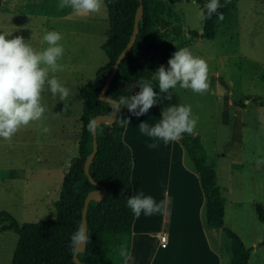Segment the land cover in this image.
Returning a JSON list of instances; mask_svg holds the SVG:
<instances>
[{"label": "rangeland", "instance_id": "374dc122", "mask_svg": "<svg viewBox=\"0 0 264 264\" xmlns=\"http://www.w3.org/2000/svg\"><path fill=\"white\" fill-rule=\"evenodd\" d=\"M17 1L22 8L10 13L12 1L1 0L0 33L10 34L8 39L22 36L38 51L47 47L41 43L46 31L61 33L59 43L64 54L58 63L63 70L55 75L70 90L64 101L44 91L41 103L47 110L42 119L21 127L10 141L0 138V210L22 224L55 216L54 202L62 175L77 154L81 127L79 90L92 82L97 68L107 62L100 46L108 22L105 6L98 14L77 17L69 8L59 10L58 0ZM200 3L201 0H173L171 9L176 16L167 17L166 29H182L181 37H175H180L181 48H188L207 62L209 89L197 94L177 87L176 93H182L193 115L199 118L196 128L202 130L199 137L208 155L214 151V141L219 150H225L226 133L231 131L234 139L241 140L242 135L246 152L254 150L264 156V0H230V11L222 20H216L215 40L197 39L188 33L201 31ZM227 99L234 103L227 105ZM245 99L248 101L243 103ZM44 127L49 129L47 133ZM258 158L246 156L245 169L233 173H248L247 188L253 189L255 201L264 210V165L256 167ZM242 209L248 220L244 231L247 247L256 246L250 264H264V220L259 222L254 208L250 212L246 203ZM222 239L228 241L224 234ZM16 240L14 231L0 230V264H9Z\"/></svg>", "mask_w": 264, "mask_h": 264}, {"label": "trees", "instance_id": "16d2710c", "mask_svg": "<svg viewBox=\"0 0 264 264\" xmlns=\"http://www.w3.org/2000/svg\"><path fill=\"white\" fill-rule=\"evenodd\" d=\"M173 0H141L142 14L138 20V31L134 42L118 62L115 73L105 90L111 99L130 96L139 91L133 88L137 80H149L158 92V84L153 80L154 71L160 66L167 67L172 45L169 38L177 37L180 28L167 31V17L172 14ZM207 0H201L200 9ZM139 0H104L108 28L100 48L107 62L98 67L92 82L85 83L79 90L81 124L77 141V154L71 160L60 182L58 198L54 202L55 216L37 222L19 224L7 211L0 210V230H12L17 235L9 264H77L72 258L70 236L81 228V209L88 191L95 189L83 171L85 157L91 150V133L87 128L96 114H110L111 102L98 98V93L117 54L127 42L132 31L133 18ZM225 4V0H220ZM223 15L230 6L218 10ZM218 16L202 19L201 31L189 30L195 38L212 40ZM179 30V32H178ZM174 31V32H173ZM174 34L173 37H170ZM133 88V89H132ZM171 99H162L163 109L170 105L183 104L174 90ZM166 94L161 93L164 97ZM119 118H125L124 108L113 122H98L96 128L97 149L89 161L88 171L94 182L105 187V193L98 199L91 198L86 210V233L89 241L77 251L79 261L85 264H122L119 249L127 247L130 226L134 215L126 206V196H130V166L132 155L122 140ZM102 129V131H100ZM185 151L198 174L205 200V222L210 229H220L228 239V264H250L249 249L239 236L222 222L223 198L215 180V172L205 162V154L197 135L183 134L180 138ZM123 190V194H122ZM258 220H263L260 205H256ZM1 222H4L1 224Z\"/></svg>", "mask_w": 264, "mask_h": 264}, {"label": "crops", "instance_id": "0c3cea01", "mask_svg": "<svg viewBox=\"0 0 264 264\" xmlns=\"http://www.w3.org/2000/svg\"><path fill=\"white\" fill-rule=\"evenodd\" d=\"M11 1L12 8L8 10L11 11L10 13H16L19 7L22 8L17 0ZM1 6L0 0V8ZM179 36L181 37V34ZM215 37L216 34L213 37L214 40ZM179 38H169L171 50L174 52L181 49L182 44ZM174 91L176 93L177 90ZM177 96L184 105H188L182 93ZM247 101L245 99L243 103ZM233 103L227 99V105L231 106ZM162 110V104L158 103L145 115L135 117L130 116L124 108L125 118L129 119V124L123 126L122 140L132 155L129 178L130 196L140 194L151 196L157 204L162 205L161 212L152 216H145L143 213L139 217L134 216L128 242V251L132 256L129 264H228V241L226 243L223 241V233L220 229H210L206 226L205 200L198 174L180 139L165 145L163 141H153L139 130L141 122L148 123L150 126L158 123ZM225 122L229 123V117ZM241 125L240 122V127ZM201 133L202 130L196 128L193 135L198 136L203 146L204 141L199 137ZM226 137L228 144L225 150H219V145L215 141L214 151L210 155L204 150L205 162L214 170L216 184L224 200L223 225L236 233L247 247L244 231L248 227V220L242 206L246 203L250 212L254 208L256 213V205L260 204L254 199L253 189L247 188L248 173L240 171L234 174L233 171L239 168L245 169L246 156L253 157V160L255 156L264 160V156L255 153L254 150L246 152V142L243 141L242 135L239 141L234 139L231 131H227ZM153 142L157 143L156 148L148 146ZM236 180H238L237 185ZM262 212L264 220V210ZM238 225L241 226V230ZM162 235H164L163 240L160 239ZM255 247L248 246L249 263H251L252 253L256 251Z\"/></svg>", "mask_w": 264, "mask_h": 264}, {"label": "clouds", "instance_id": "9594fccd", "mask_svg": "<svg viewBox=\"0 0 264 264\" xmlns=\"http://www.w3.org/2000/svg\"><path fill=\"white\" fill-rule=\"evenodd\" d=\"M230 0L221 4L220 0H207L203 5L201 19H211L215 14L223 19L218 10L225 7ZM104 7V0H58L57 8L71 9L77 17H88L98 14ZM10 34L0 33V138L10 141L12 137L30 122L40 121L46 112L42 105V93L50 91L53 97L64 101L70 95V90L56 77L63 66L58 63L64 54V48L59 43L62 34L56 31H46L42 37V44L47 47L42 50L34 49L22 36L6 38ZM153 80L158 84V92L149 80L139 79L133 88L139 91L130 96H120L111 100L112 114L118 115L126 108L130 116L140 117L148 113L162 99H171V91L177 87L181 90H191L197 94H204L209 89V67L207 62L194 56L188 48L176 50L167 61V67L160 65L154 72ZM132 88V89H133ZM166 94L161 97L160 94ZM161 119L154 126L141 122L139 130L153 141H163L167 145L170 141L179 140L183 134H195L198 117L194 116L190 105H170L161 112ZM121 126L129 124L128 118H119ZM87 128L95 132L97 125L89 122ZM47 133L49 129L43 128ZM102 131V129H100ZM156 148L157 143L148 145ZM256 167L264 165V160L257 159ZM123 194V190H122ZM126 206L135 217L141 213L152 216L161 212L162 205L157 204L151 196H126ZM90 237L78 228L70 236L69 247L72 251L84 246ZM119 255L124 264L132 260L126 246L119 249Z\"/></svg>", "mask_w": 264, "mask_h": 264}, {"label": "water", "instance_id": "95a60500", "mask_svg": "<svg viewBox=\"0 0 264 264\" xmlns=\"http://www.w3.org/2000/svg\"><path fill=\"white\" fill-rule=\"evenodd\" d=\"M141 14H142V2H141V0H139V3L137 5L135 13H134L132 31L129 35L127 42L125 43L123 48L120 50V52L117 54L115 60L113 61V64L111 65L108 74L104 78L103 84H102L100 91L98 93V98L100 100L107 101V102H111V100H112L111 98H109L105 95V90L107 89V87H108V85H109V83H110V81H111V79L115 73L118 62L126 54V52L130 49V47L132 46V44L134 42L135 36L137 34V31H138L137 23H138V20H139ZM116 116L117 115L112 114V111L108 115L96 114L92 118V121H94L95 124H97L100 121H104V122L109 123V122H113L116 119ZM90 133H91L92 147H91V150L88 153V155L85 157V160L83 163V171H84V174L86 175V177L88 178V180L91 183L96 184V188L88 191L84 197V201H83V205H82V209H81V228L85 232H86V210H87L88 201L91 198L98 199L105 193V187L102 184H98V183L94 182V180L92 179V177L90 176L89 171H88L89 161L92 159V157L94 156L96 149H97L96 133L95 132H90ZM97 195H100V196L97 197ZM81 248L77 249L75 252L73 251V254H72V258H73L74 262L77 264H85L84 262L79 261L77 256H76L77 251H79Z\"/></svg>", "mask_w": 264, "mask_h": 264}, {"label": "built area", "instance_id": "2783aa9c", "mask_svg": "<svg viewBox=\"0 0 264 264\" xmlns=\"http://www.w3.org/2000/svg\"><path fill=\"white\" fill-rule=\"evenodd\" d=\"M160 239L163 240L164 239V235L160 236Z\"/></svg>", "mask_w": 264, "mask_h": 264}]
</instances>
